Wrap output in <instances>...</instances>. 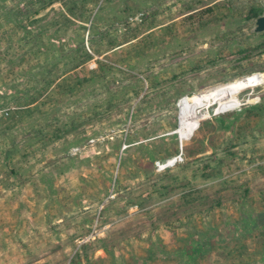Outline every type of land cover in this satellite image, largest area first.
Here are the masks:
<instances>
[{
  "label": "rangeland",
  "instance_id": "1",
  "mask_svg": "<svg viewBox=\"0 0 264 264\" xmlns=\"http://www.w3.org/2000/svg\"><path fill=\"white\" fill-rule=\"evenodd\" d=\"M263 14L0 0V264H264Z\"/></svg>",
  "mask_w": 264,
  "mask_h": 264
},
{
  "label": "water",
  "instance_id": "2",
  "mask_svg": "<svg viewBox=\"0 0 264 264\" xmlns=\"http://www.w3.org/2000/svg\"><path fill=\"white\" fill-rule=\"evenodd\" d=\"M263 29H264V14L256 18V30H263Z\"/></svg>",
  "mask_w": 264,
  "mask_h": 264
},
{
  "label": "trees",
  "instance_id": "3",
  "mask_svg": "<svg viewBox=\"0 0 264 264\" xmlns=\"http://www.w3.org/2000/svg\"><path fill=\"white\" fill-rule=\"evenodd\" d=\"M250 11H251V14H252V15L258 16V14H257V12H256V10H255V8L250 9ZM198 242H199V241H198ZM193 247H195V246H193ZM193 247H192V248H193ZM201 248H202V246H201ZM201 248H200V250H201ZM193 251H195V250L193 249Z\"/></svg>",
  "mask_w": 264,
  "mask_h": 264
},
{
  "label": "bare ground",
  "instance_id": "4",
  "mask_svg": "<svg viewBox=\"0 0 264 264\" xmlns=\"http://www.w3.org/2000/svg\"><path fill=\"white\" fill-rule=\"evenodd\" d=\"M161 168H162V166H161Z\"/></svg>",
  "mask_w": 264,
  "mask_h": 264
}]
</instances>
